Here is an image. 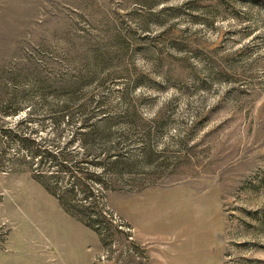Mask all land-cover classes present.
<instances>
[{
  "label": "rangeland",
  "instance_id": "374dc122",
  "mask_svg": "<svg viewBox=\"0 0 264 264\" xmlns=\"http://www.w3.org/2000/svg\"><path fill=\"white\" fill-rule=\"evenodd\" d=\"M0 264H264V0H0Z\"/></svg>",
  "mask_w": 264,
  "mask_h": 264
}]
</instances>
